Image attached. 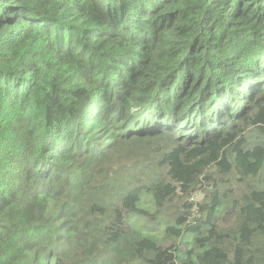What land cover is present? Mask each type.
Here are the masks:
<instances>
[{
    "label": "trees",
    "instance_id": "16d2710c",
    "mask_svg": "<svg viewBox=\"0 0 264 264\" xmlns=\"http://www.w3.org/2000/svg\"><path fill=\"white\" fill-rule=\"evenodd\" d=\"M0 264H264V0H0Z\"/></svg>",
    "mask_w": 264,
    "mask_h": 264
}]
</instances>
